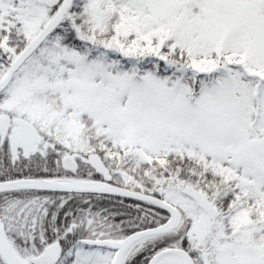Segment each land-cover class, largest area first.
Masks as SVG:
<instances>
[{
	"label": "snow or ice",
	"instance_id": "obj_1",
	"mask_svg": "<svg viewBox=\"0 0 264 264\" xmlns=\"http://www.w3.org/2000/svg\"><path fill=\"white\" fill-rule=\"evenodd\" d=\"M0 264H264V0H0Z\"/></svg>",
	"mask_w": 264,
	"mask_h": 264
}]
</instances>
